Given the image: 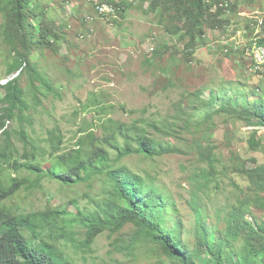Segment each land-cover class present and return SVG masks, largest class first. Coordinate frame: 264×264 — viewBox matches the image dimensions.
I'll return each mask as SVG.
<instances>
[{"label":"rangeland","instance_id":"1","mask_svg":"<svg viewBox=\"0 0 264 264\" xmlns=\"http://www.w3.org/2000/svg\"><path fill=\"white\" fill-rule=\"evenodd\" d=\"M28 1L27 8L37 14L31 19L36 30L35 19H44L55 26L59 40L55 51L35 47L29 53L35 71L23 65L9 74L17 55L1 39L0 13V101L3 86L14 78L24 90V104L7 124L9 136H0V148L9 144L15 155L27 151L36 157L31 163H40L45 171L29 172L21 166L23 160L14 159L3 181L19 176L34 183L28 190L22 186L6 203L18 214L49 207L71 214L94 211L117 183L101 174L87 182L62 184L46 171L54 162L52 141L62 137L61 152H69L89 131L100 135L107 120L155 123L165 127V133L149 128L151 136L182 153L131 155L122 166L127 176L140 175L167 195L175 212L167 213L165 220L169 225L175 218L182 221V244L196 252V217L189 205L196 187L203 185L198 197L208 230L216 234L224 228L225 210L252 191L248 178L237 169L264 165L263 127L249 126L226 111H212L209 117L202 113L211 91L243 95L264 87V80L251 71L250 54L255 33L251 18L264 13V0H230L224 10L214 0L205 1L203 35L193 49L187 48L189 37L181 39L184 20L175 18L168 1L118 0L124 12L110 19L100 18L95 6L112 0ZM252 138L257 148L250 145ZM209 148L215 177L205 185V179L196 176L208 169L200 155ZM247 217L261 221L263 214L250 207ZM83 232L80 228L74 241L59 243L64 264H176L132 224L118 231L107 229L89 247L83 245ZM241 246L237 243L233 252Z\"/></svg>","mask_w":264,"mask_h":264},{"label":"trees","instance_id":"2","mask_svg":"<svg viewBox=\"0 0 264 264\" xmlns=\"http://www.w3.org/2000/svg\"><path fill=\"white\" fill-rule=\"evenodd\" d=\"M161 1H168L175 8V18L184 20L181 39L189 37L190 44L187 48H195L196 39L203 35L201 23L206 17L205 1L208 0H155V3ZM214 1L224 10L230 0ZM28 3V0H0V13L4 17L1 39L17 55L9 67V74L19 71L23 65L35 71L29 62V53L35 47L55 51L54 44L59 40L55 26L44 19H35L38 24L36 30L31 19L37 17V14L27 8ZM116 5L121 7V3ZM123 9L121 7L120 13L124 12ZM23 31L27 33L22 34ZM174 32L176 34L177 30ZM19 33L20 39L17 38ZM259 43L264 44V38ZM3 88L5 94L0 101V136L7 137L8 122L24 104V90L20 87L18 78L9 81ZM263 88L258 86L243 95L230 94L225 90L211 91L202 113L209 117L212 111H226L242 118L249 126L264 128ZM250 97L254 100L250 101ZM149 128L165 133V127L161 128L155 123L122 124L110 119L103 123L100 135L94 130L89 131L80 138L76 148L69 152H61L62 137L58 136L57 143L52 141L50 155L54 162L46 171L62 184L87 182L92 176L101 174H106L112 182L117 183V189L110 191L104 201L97 202L94 211H79L77 214L51 207L25 214L16 213L6 203L7 200L22 186L26 190L30 189L34 182L28 178L9 176L5 183L3 174L11 168L12 161L17 157L24 161L21 166L29 172L45 170L40 163H31L36 157L30 156L27 151L15 155L9 144L4 149L0 148V264H64L59 243L63 240L74 241L80 228L84 229L83 245L89 247L107 229L118 231L128 224L143 232L176 264H264V165L237 169L248 178L252 191L239 205L225 210L224 228L217 230L219 236L208 230L198 197L203 185L196 187L189 205L196 217L197 249L196 252H190L182 244V221L175 218L173 224L169 225L165 220L167 213L175 212L173 202L140 175L127 176V171L122 166V161L131 155L150 152H156L159 156L182 153L179 147L153 138ZM21 136L26 144L23 132ZM250 145L257 148L255 138L250 140ZM212 153L209 148L200 155V160L208 164V169L201 170L196 177L204 178L205 185L215 177ZM250 207L263 214L261 221L256 218L248 219ZM239 242L242 244L241 248L233 252V247Z\"/></svg>","mask_w":264,"mask_h":264},{"label":"built area","instance_id":"3","mask_svg":"<svg viewBox=\"0 0 264 264\" xmlns=\"http://www.w3.org/2000/svg\"><path fill=\"white\" fill-rule=\"evenodd\" d=\"M118 0L114 3H98L95 6L96 14L102 19L115 18L121 11V7L117 6ZM251 26L255 29L254 38L251 42L250 54L252 58V73L264 80V44L259 43L260 35L264 31V13L251 18ZM247 33V31H244ZM239 46H234L238 50ZM230 49L225 48V52L229 53ZM9 123V122H8Z\"/></svg>","mask_w":264,"mask_h":264}]
</instances>
